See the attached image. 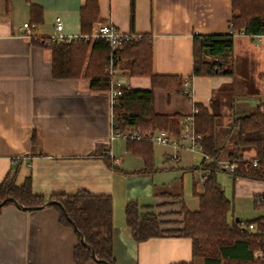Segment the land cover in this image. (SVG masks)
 <instances>
[{"label": "crops", "instance_id": "1", "mask_svg": "<svg viewBox=\"0 0 264 264\" xmlns=\"http://www.w3.org/2000/svg\"><path fill=\"white\" fill-rule=\"evenodd\" d=\"M31 1L44 11V22L35 31L25 28L30 23L26 0H10L9 10L0 17V183L10 174L20 186L31 176L34 193L46 202L54 195L80 191L111 196L117 264L191 262L192 242L180 235L182 203L191 211L199 209L207 171L202 164L192 165L185 151L153 145L154 171L142 173V157L130 153L124 141L111 142L108 92L92 91L85 78L54 79L51 51L32 43L33 36L54 35L57 18L64 36L79 37L81 8L87 0ZM97 2L96 23L111 22L122 32L151 37L155 74L190 81V96L182 90H157L155 110L188 115L194 105H202L217 118L213 135L216 146L223 148L221 160L240 154L234 118L264 105V35L234 34L233 77L193 75L194 36L232 33L233 0H134V7L133 0ZM115 82L132 89L151 88L150 78L130 76L123 63L116 69ZM159 106L166 110L159 111ZM254 154L250 149L242 156ZM187 173L192 177L189 186ZM234 183L243 185L252 199L264 194V182L237 178ZM130 202L151 206L164 231L161 237L134 240L125 220ZM78 243L75 231L61 224L54 208L26 211L7 205L0 210V264H76Z\"/></svg>", "mask_w": 264, "mask_h": 264}, {"label": "trees", "instance_id": "2", "mask_svg": "<svg viewBox=\"0 0 264 264\" xmlns=\"http://www.w3.org/2000/svg\"><path fill=\"white\" fill-rule=\"evenodd\" d=\"M26 1L30 5L29 26L35 31L44 22V11L31 0ZM9 6L10 0H5L7 11ZM99 19L97 0H87L81 8V34L77 40L57 42L50 40V37H32L33 44L51 51L53 78H85L89 80L90 89L95 92L120 90L121 95L112 106L116 130H139L145 133L163 130L179 136V120L185 115L158 113L155 110V98L157 90L169 93L181 90L183 80L175 75H157L153 72V41L148 35L136 34L137 39L125 42L115 51L101 39L86 40ZM231 30L230 34L194 36V76H234V34L244 31L249 35H264V0H233ZM111 60L115 69L122 63L127 66L132 77L150 78L151 88L116 87L115 76L109 72ZM194 106L199 109L195 129L203 136V151L211 160L205 161L203 157L202 166L208 174L204 192L198 195L199 209L191 211L182 203L184 227L180 235L191 240L193 260L179 264H257L254 252L264 247V233H252L248 226L258 224L260 231H264V216L246 225L242 220L238 223L236 220L229 221L233 203L217 181V174L225 172L218 166L220 161H237L240 166L232 173L234 180L246 178L264 182V105L253 114L234 118L240 154L231 153L226 160H221L223 148L216 146L213 135L217 118L202 105ZM32 141L36 142L35 134ZM126 144L130 153L144 160L142 173H152L155 165L153 144L148 140H129ZM250 149L254 150V157L261 160L260 168H253L248 162H243L245 157L242 155ZM107 162L110 164L109 160ZM5 200L7 202L0 205V210L7 205H16L26 211L40 210L47 203L42 196L34 193L31 176L18 186L15 177L10 174L0 183V203ZM49 201L57 202L49 207L59 212L61 224L72 228L79 238L74 250L76 264L97 260L101 261L98 264H117L113 253L114 206L111 196L80 191L73 195H54ZM254 205L261 208L256 202ZM151 210V206H141L137 202H130L125 208L126 224L131 228L137 243L161 237L164 233L159 216Z\"/></svg>", "mask_w": 264, "mask_h": 264}, {"label": "built area", "instance_id": "3", "mask_svg": "<svg viewBox=\"0 0 264 264\" xmlns=\"http://www.w3.org/2000/svg\"><path fill=\"white\" fill-rule=\"evenodd\" d=\"M25 28H29L28 24H25ZM63 23L61 18H57L55 34L50 36V40L57 42H71L72 40H77V38H68L62 34ZM243 33V32H242ZM137 35L134 33H125L119 30L116 26H114L111 22H99L94 24L92 34L87 36L86 40H95L101 39L108 43L113 51L121 48L125 42L137 39ZM49 44V42H47ZM109 72L111 75L116 76V69L114 68V62L111 60L109 66ZM114 85L116 87H122L123 85L120 82H115ZM182 92L186 96H190L192 93L191 84L188 79H184L182 81ZM121 95V91L117 89H112L108 92V96L110 99L111 107L116 103V98ZM199 114V109L196 106H193L190 114L185 115L180 118V133L179 136H175L168 131L163 130H155L149 131L147 133L136 130H129L126 132H121L116 130L117 125L113 120V114L111 117V142L116 140H121L127 142L131 141H142L148 140L153 145L170 147L174 150L185 151L189 153H198L201 154L205 161H210L211 159L204 154L203 147L201 144V140L203 136L198 134L195 129L196 124V116ZM243 162H248L253 168L261 167V160L254 157L249 158L245 157ZM264 162V157H263ZM220 168L225 172L232 174L236 170L239 169V163L237 161L229 162V161H220ZM254 202H256L261 208H264V194L254 196ZM264 222V221H263ZM248 230L252 233H259L264 231H260L258 224H251L248 226ZM254 261L257 264H264V247L256 250L254 252Z\"/></svg>", "mask_w": 264, "mask_h": 264}, {"label": "rangeland", "instance_id": "4", "mask_svg": "<svg viewBox=\"0 0 264 264\" xmlns=\"http://www.w3.org/2000/svg\"><path fill=\"white\" fill-rule=\"evenodd\" d=\"M6 10L5 7V0H0V17H4V11ZM2 14V15H1ZM164 94V93H162ZM158 104L162 105L161 98L158 99ZM166 105V104H165ZM164 105V107H165ZM161 108L159 106V111H165L166 109ZM186 156L187 160H192V165H198L200 166L203 163V156L198 153H189L184 152L183 154ZM249 158H254V155H250ZM220 167V165L218 164ZM190 173H187L184 177L186 179V185L189 186L190 182L192 181V177ZM175 175L174 173H171L170 176L172 177ZM171 178L169 180H166L167 182L171 181ZM217 181L219 184L223 187L225 190L226 197L232 201L233 203V211L229 215V221H234L237 218L242 220L244 225H246L249 221L255 220L259 217L264 216V208H257L254 205V199H252L251 196L246 195V191L244 189L243 185H239L236 187L233 177L228 172H219L217 174ZM236 195H235V194ZM236 196V198L234 197ZM188 202L191 203V199L188 198Z\"/></svg>", "mask_w": 264, "mask_h": 264}, {"label": "water", "instance_id": "5", "mask_svg": "<svg viewBox=\"0 0 264 264\" xmlns=\"http://www.w3.org/2000/svg\"><path fill=\"white\" fill-rule=\"evenodd\" d=\"M6 202H7V200H5L4 202L0 203V205L5 204ZM53 204H57V202H56V201H49V202H47V203L43 206V208H45V207H49L50 205H53ZM239 221H240V219L237 218V219H236V222L238 223ZM81 238H82V241L84 242L83 237H81ZM94 257H95V255H94ZM97 262H101V261L97 260Z\"/></svg>", "mask_w": 264, "mask_h": 264}]
</instances>
